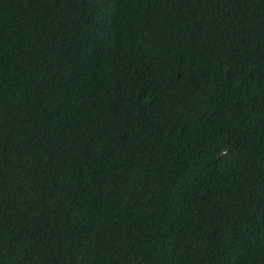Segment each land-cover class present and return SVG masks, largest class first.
<instances>
[{
    "label": "trees",
    "instance_id": "obj_1",
    "mask_svg": "<svg viewBox=\"0 0 264 264\" xmlns=\"http://www.w3.org/2000/svg\"><path fill=\"white\" fill-rule=\"evenodd\" d=\"M0 264H264V0H0Z\"/></svg>",
    "mask_w": 264,
    "mask_h": 264
}]
</instances>
